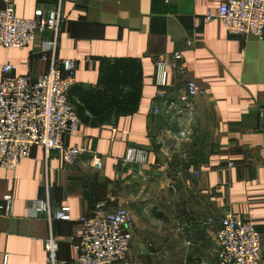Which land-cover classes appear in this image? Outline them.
<instances>
[{"label":"crops","instance_id":"crops-1","mask_svg":"<svg viewBox=\"0 0 264 264\" xmlns=\"http://www.w3.org/2000/svg\"><path fill=\"white\" fill-rule=\"evenodd\" d=\"M225 1L14 0L21 19L61 8L57 58L77 63L75 92L97 87L105 59L140 60L143 90L136 114L100 128L80 123L65 138L66 146L102 155L101 170L94 169L90 155L67 165L60 152L48 159L41 147L15 171L0 169V203L6 195L15 202L13 217L0 216V264H48L45 244L51 234L60 258L72 263L83 231L78 220L110 211L127 197L161 219L183 222L184 229L198 224V246L203 234L206 240L214 235L205 229L207 222L218 231L227 213L251 216L264 254V40L231 36L220 19L205 20ZM53 36L47 32L22 50L0 43V83L7 65L34 79L47 73L50 63L41 48ZM177 52H183L187 72L169 70L161 88L157 62ZM188 81L206 95L183 101ZM130 148L146 150L148 162H126ZM46 197L54 209L67 208L72 222L50 224L37 215L34 206ZM217 252L216 245L210 264L217 263Z\"/></svg>","mask_w":264,"mask_h":264},{"label":"built area","instance_id":"built-area-1","mask_svg":"<svg viewBox=\"0 0 264 264\" xmlns=\"http://www.w3.org/2000/svg\"><path fill=\"white\" fill-rule=\"evenodd\" d=\"M220 19L231 36H254L264 40V0H227L218 13L206 15L207 22ZM63 18L61 8L44 12L38 10L32 19L16 15L14 0H0V43L5 48L22 50L47 32L54 34L43 43L42 59L50 69L41 77L16 75L17 66L2 68L0 83V169L15 171L25 159L32 156L35 147H41L49 159L60 152L67 165H75L84 155L92 157V166L101 170L104 157L87 148L66 146L65 138L78 132L80 121L68 99L76 85L77 63L59 60L57 48ZM189 42L188 46H192ZM169 70L174 75L187 72L183 52L173 53L157 62L156 84L167 86ZM194 81L185 84L182 100L205 96ZM164 99L165 93L159 92ZM156 102L154 114L160 113ZM264 112V108L261 109ZM146 150L130 148L125 161L146 164ZM14 198L6 195L0 203V216L13 217ZM35 213L52 224L55 221L72 222L67 208L54 209L46 197L36 202ZM83 231L75 244L76 259L69 263L59 258V242L51 234L45 244L48 264H126L135 235V222L124 207L110 211L97 210L93 215L78 220ZM218 246L216 264H262V234L256 229L251 216L227 213L216 233Z\"/></svg>","mask_w":264,"mask_h":264},{"label":"rangeland","instance_id":"rangeland-1","mask_svg":"<svg viewBox=\"0 0 264 264\" xmlns=\"http://www.w3.org/2000/svg\"><path fill=\"white\" fill-rule=\"evenodd\" d=\"M120 206L131 212L135 222L134 242L127 260L128 263H213L217 245L216 224L207 222L205 229L213 233L215 238H213L214 235H208L206 240L203 234L204 242L198 246V224L196 227L190 226L191 228L184 229L182 228L184 226L183 222L179 223L177 220L159 219L156 212H147L141 204L134 203L132 197H127L125 202L120 203L116 207ZM198 251H201V255L203 256H199L198 258Z\"/></svg>","mask_w":264,"mask_h":264},{"label":"trees","instance_id":"trees-1","mask_svg":"<svg viewBox=\"0 0 264 264\" xmlns=\"http://www.w3.org/2000/svg\"><path fill=\"white\" fill-rule=\"evenodd\" d=\"M75 88L69 91L68 99L80 123L103 127L121 116L138 112L143 90L142 63L138 59H105L96 88L78 92ZM72 96L78 97V101H72Z\"/></svg>","mask_w":264,"mask_h":264}]
</instances>
